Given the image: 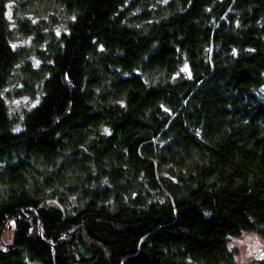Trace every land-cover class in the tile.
<instances>
[{
  "label": "trees",
  "instance_id": "obj_1",
  "mask_svg": "<svg viewBox=\"0 0 264 264\" xmlns=\"http://www.w3.org/2000/svg\"><path fill=\"white\" fill-rule=\"evenodd\" d=\"M11 220L0 264H237L264 239V0H0Z\"/></svg>",
  "mask_w": 264,
  "mask_h": 264
},
{
  "label": "rangeland",
  "instance_id": "obj_2",
  "mask_svg": "<svg viewBox=\"0 0 264 264\" xmlns=\"http://www.w3.org/2000/svg\"><path fill=\"white\" fill-rule=\"evenodd\" d=\"M8 15L9 17L12 16L11 7L8 9ZM25 101L26 98H22L17 99L15 103L21 104ZM14 236L15 222L11 220L7 227L0 231V247H6L11 244ZM233 245L238 249V255L236 256L237 264H249L252 259L264 256V239L254 233H247L241 238L234 240Z\"/></svg>",
  "mask_w": 264,
  "mask_h": 264
},
{
  "label": "snow or ice",
  "instance_id": "obj_3",
  "mask_svg": "<svg viewBox=\"0 0 264 264\" xmlns=\"http://www.w3.org/2000/svg\"><path fill=\"white\" fill-rule=\"evenodd\" d=\"M9 15H10V14H9ZM182 71H185V72H187V71H188L187 65L185 66V68H184V69H182Z\"/></svg>",
  "mask_w": 264,
  "mask_h": 264
},
{
  "label": "water",
  "instance_id": "obj_4",
  "mask_svg": "<svg viewBox=\"0 0 264 264\" xmlns=\"http://www.w3.org/2000/svg\"><path fill=\"white\" fill-rule=\"evenodd\" d=\"M7 248H10V244L6 246Z\"/></svg>",
  "mask_w": 264,
  "mask_h": 264
}]
</instances>
